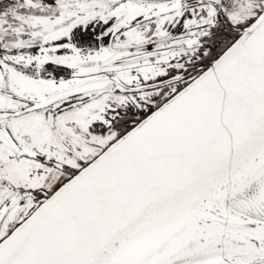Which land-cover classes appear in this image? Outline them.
Instances as JSON below:
<instances>
[{"label": "snow or ice", "instance_id": "obj_1", "mask_svg": "<svg viewBox=\"0 0 264 264\" xmlns=\"http://www.w3.org/2000/svg\"><path fill=\"white\" fill-rule=\"evenodd\" d=\"M0 264H264V0H0Z\"/></svg>", "mask_w": 264, "mask_h": 264}]
</instances>
